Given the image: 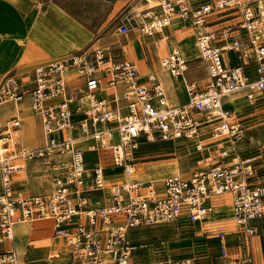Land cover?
Segmentation results:
<instances>
[{
	"label": "built area",
	"instance_id": "2783aa9c",
	"mask_svg": "<svg viewBox=\"0 0 264 264\" xmlns=\"http://www.w3.org/2000/svg\"><path fill=\"white\" fill-rule=\"evenodd\" d=\"M215 9L222 13L211 19ZM174 17L189 19L206 67L205 87L185 84V103L168 101L156 71L141 73L133 60L108 47L70 51L1 78L0 107L26 105L40 118L45 143L30 149L18 145L14 134L21 107L0 119V242L13 239L17 222L50 220L54 235L67 244L70 264H194L175 257L134 262L137 244L129 231L180 218L203 220L213 211L210 199L223 193L231 201L236 232L246 239L264 234L258 156L239 148L244 126L223 105L226 96L239 91L251 103H264V0H212L195 8L188 0H158L141 11L136 28L153 35ZM209 24L213 29H207ZM131 29L124 21L117 32L126 36ZM159 63L174 78L189 67V59L175 48ZM70 77L81 80L84 95H76ZM114 131L117 143L112 142ZM144 141L179 142L193 154L192 170L165 175L161 191L152 181L130 180L139 158L133 152ZM85 148L109 149L113 164L123 169L124 178L111 183L108 201L100 206H88L89 189L83 187L90 180L103 188L98 183L102 167L85 174ZM19 157L43 160L49 191L30 193L15 186L19 167L13 161ZM225 235L222 230L216 234L222 264H255L250 244L246 252H230ZM0 264H20L16 251L0 252Z\"/></svg>",
	"mask_w": 264,
	"mask_h": 264
},
{
	"label": "crops",
	"instance_id": "0c3cea01",
	"mask_svg": "<svg viewBox=\"0 0 264 264\" xmlns=\"http://www.w3.org/2000/svg\"><path fill=\"white\" fill-rule=\"evenodd\" d=\"M51 1L0 0V75L18 67L22 61L23 63H27L26 65L29 64L28 62L33 61L32 66H34L38 62L58 57L73 49H79L75 47L82 45L83 42L88 40L89 35L85 32V26L90 23L84 20L82 13L66 6H54ZM100 1H103L105 15L109 13L114 14L116 11L130 10L133 6L141 2L143 4L146 3L143 0ZM133 34L135 33L133 32ZM192 35H195V31L189 22L187 23L178 17H174L170 21V24L163 27L161 31L146 37L143 35H133V38H131L128 44L120 45L119 49L115 51L121 56L133 60L141 73L156 71L168 101L181 104L187 101L185 89V83L187 82L186 76L183 74V76L178 78L172 77L165 71V68L162 69L159 66L158 55L163 53L164 56L173 49L171 46L173 42L174 47L180 46L190 61L189 57L194 54H196L195 56L198 55V50L192 43ZM188 45L191 46L190 51L193 53H189ZM202 62L204 63V61ZM68 82L72 89H74L76 95H84L81 80L70 77ZM166 87L171 91L173 97L178 98V101L171 99ZM242 95L243 91H239L226 96L223 99L224 108L233 107L235 103L237 104V99L241 98ZM230 98L234 99L232 104L225 101ZM82 100L85 101V97H82ZM9 104L11 105V113H8L6 104L0 107L1 120L12 114L18 107H21V109L28 108L23 104ZM21 111H19V114ZM38 120L41 124L39 117ZM25 121V136L32 138L35 136L38 128L37 122L31 117H27ZM14 135L16 136L17 133ZM78 143L84 146L83 141H78ZM85 150H87L85 152L92 153L96 156L93 163L88 164L84 155L85 174L90 175L91 169L95 165L101 166L102 170L110 169L117 171L114 169L116 167L115 165L111 168L103 166L101 162L103 157L101 150H88V148H85ZM161 160H152V162ZM167 160L165 159L163 161H166V164H168ZM171 160H173L172 162H174L173 164L176 168L179 169L181 160L177 158H171ZM147 162H140L139 164L145 165L144 163ZM13 163L19 167L20 171L25 167L24 164H16L14 161ZM173 164H171L172 166L170 165L172 169ZM143 165H141L142 172H139L141 175L151 172H145ZM138 166H135V171L138 169ZM168 166L166 168L164 167V172L170 170ZM176 168L174 169L175 171L177 170ZM160 176L162 175L159 174V177L155 179L151 178L143 181H152V183L156 181V187L158 191H161V180L163 177L160 178ZM104 177L105 179L109 177V173L108 175L104 173ZM86 183L88 184L89 182L87 181ZM15 186L24 189V187L16 183ZM225 194L228 196L227 193H223L213 196L210 199L209 203L214 207V210L205 219L190 222L185 218H180L176 221L182 228V232L178 233L177 239L172 243L171 248L173 252L169 251L168 253L170 257L187 258L194 264H222L219 257V239L216 236L217 232L222 230L226 233L225 240L230 252H246V245L248 243L251 246V251L255 258V264H264V234L254 235L246 239L242 233L236 232V228H234L236 224L233 220V214L230 211V203L225 197ZM86 195L87 199H89V193ZM91 197L99 199L98 197L101 198L102 196L93 194ZM217 209H223L224 211ZM31 221L35 220L17 222L13 226V239L0 242V252L13 248L18 255L20 264H70V255L69 251H67L68 247L65 250L66 242H63L64 239L55 235L49 238L46 235L50 230L52 231V229H45V227L51 228L47 224V221L50 220H45L38 227L32 225ZM262 222H264V219L259 221V227L264 231V223ZM36 228L39 229L36 230ZM141 229H144V227L139 226L129 231V238L138 244V247L139 243L137 242L139 238L137 235ZM143 253L145 252H134L132 254L133 261L146 262L161 260V258H144L145 254ZM55 254L59 256H55Z\"/></svg>",
	"mask_w": 264,
	"mask_h": 264
},
{
	"label": "rangeland",
	"instance_id": "374dc122",
	"mask_svg": "<svg viewBox=\"0 0 264 264\" xmlns=\"http://www.w3.org/2000/svg\"><path fill=\"white\" fill-rule=\"evenodd\" d=\"M143 2L138 3L137 5L133 6L130 10H124V11H116L114 14H104V4L103 1L100 0H52V4L54 6H66L74 10H78L79 13H82L84 20L86 22H89L87 26H85V32L88 34V40L83 42L82 45H79L75 48H79L80 50L86 49V48H94V47H111L112 49L118 50L120 45H126L130 42L131 38H133V35H143V36H149L148 34H142L139 32L136 28V22L140 20V14L141 11L151 5H154L157 3L158 0H143ZM189 6L191 8H195L196 6H199L202 3L209 2L212 0H188ZM222 12L219 9H215L213 12V15L210 16V18H215L216 16H219ZM184 22H189V19H181ZM128 21L131 24V31L128 33V35H121L117 32V27L120 23ZM172 21V20H171ZM234 21V20H233ZM190 24V22H189ZM212 24V23H211ZM209 24V27L207 29H213V27ZM135 33L132 35V33ZM193 37V46H197L194 43V35ZM173 48H178L182 52H184L180 46L173 45V42L171 44ZM188 50L190 51L191 46L188 45ZM78 50L73 49L71 51ZM165 53V52H164ZM189 53H193L190 51ZM196 54L192 55L190 58V65L187 69V71L184 73L187 79V82L194 81L196 82L197 89L203 88L206 85V73H205V66L204 63L201 61L200 52L198 50V55ZM161 57H163V53L158 55V62H160ZM27 63L21 62V64L18 67H15L14 69L4 73L3 75H0L1 78L7 74V73H20L27 71L28 69L32 68L33 61ZM159 66L164 69V67L159 63ZM248 69H252V67H249ZM166 71V70H165ZM253 75V73L251 74ZM167 92L169 93L170 97L174 101H178L177 97H173L171 94V91L166 87ZM237 104L233 107H227V110L235 116V118H238L240 122L243 124L245 129V136L243 137L242 141L239 143V148L244 152H250L255 153L258 156V168H257V176L256 178L260 181H264V103H251L250 99H248L244 92L241 98L237 99ZM11 105L9 103L6 104L8 113H11L10 107ZM226 107V106H225ZM21 122L20 127L18 128V131L16 132V141L19 146H22L26 149L35 148L38 146H41L45 143V136L43 133L42 126L38 120V117L33 114L29 108H23L21 113ZM27 117L34 118L37 122V131L34 137L29 138L25 136V125L26 121L25 119ZM112 142L117 143L118 142V135L117 132L114 131L112 133ZM101 153L103 155L102 157V164L103 166L107 168L114 167V164L112 162V155L111 151L109 149H101ZM134 156H138L139 158L135 159V166L138 169L137 172H142L140 162H147L152 160H165L168 159L165 168L168 166L170 170H159V171H151L144 174H140L138 176H131V178L138 179V180H145V179H151V178H157L159 177V174H161V177H164L168 173H180L183 175H188L193 167V154L189 153L183 149V146L179 142H163V141H154V142H142L139 145V148L136 150V152H133ZM85 158L88 162V164H92L93 161L96 159V156L92 153L85 152ZM171 158H177L180 161L179 165L180 168L177 169L176 166L172 162ZM16 164H24L25 167H23V170L20 171L19 169L16 170L13 174V180L17 185H21L30 193H43L50 190V181L49 176L46 170V166L42 159L40 158H32L27 159L24 157H19L14 160ZM148 163V162H147ZM170 163L173 164V169L170 168ZM145 164V163H144ZM177 169L176 171L174 169ZM118 172L122 175L120 177V180L124 178L123 175V169L120 167H115ZM164 172V173H163ZM87 175V174H86ZM115 177H107L105 179V186L102 189L95 188L91 181L89 180L88 185H84V188L88 187V191H86V194L89 193V199H87L88 206L94 207V206H100L108 201L109 196V190L111 183L114 182L113 180ZM152 179V180H154ZM111 180V181H110ZM118 180V181H120ZM110 181V183L108 182ZM109 183V184H108ZM154 186L157 185V182L155 181ZM49 188V189H48ZM93 194H98L99 196H102L99 199H95ZM225 197L229 200L230 203V211L232 212V205L229 197L225 194ZM226 200V199H225ZM214 210V207H213ZM220 211H224L223 209H217ZM185 211V208H182V212ZM216 211V210H215ZM45 221H31L32 225L35 227H38ZM51 228L45 227V229H52L49 233H47V237L52 238L54 237L53 233V224L51 221H47ZM264 223V222H262ZM46 224V225H47ZM144 229L139 230V233L137 235L139 247L137 244V248L135 252H145L144 258H161L162 259H170L169 251L173 252L172 250V243L174 240L177 239L178 233L182 232V228L179 226V224L176 221H170V222H163L159 224L154 225H144ZM236 228V227H234ZM39 228H36L38 230ZM63 242H65L63 240ZM65 250H67V245L65 243ZM68 251V250H67ZM62 253V251H60ZM156 261V260H154Z\"/></svg>",
	"mask_w": 264,
	"mask_h": 264
},
{
	"label": "bare ground",
	"instance_id": "6f19581e",
	"mask_svg": "<svg viewBox=\"0 0 264 264\" xmlns=\"http://www.w3.org/2000/svg\"><path fill=\"white\" fill-rule=\"evenodd\" d=\"M171 21V20H170ZM164 38V37H163ZM175 49H178V48H175ZM181 76H183V75H181ZM181 76H178V77H181ZM177 77V78H178ZM161 83V82H160ZM186 85H187V82L185 83ZM161 85H162V83H161ZM163 87V86H162ZM186 87V86H185ZM164 89V88H163ZM164 92H165V90H164ZM83 93H84V87H83ZM234 93V92H233ZM187 94V93H186ZM231 94V93H230ZM225 101H227L228 103H230V104H232L233 103V101H234V99H226ZM83 159H84V157H83ZM172 163H170V165H171ZM165 165H166V161H163V160H161V161H156V162H148V163H145V165H143V169H144V171L146 172V171H159V170H162V169H164V167H165ZM15 166V165H14ZM172 166V165H171ZM15 167H18L17 165L15 166ZM82 167H83V169H84V171H85V163H84V161H83V165H82ZM98 167H101V166H98ZM121 168V167H120ZM105 169V168H104ZM104 173L105 174H107L108 175V173H109V177L111 176V177H115L114 179L115 180H113V181H118V180H120V177H122L121 176V174H120V172H118V171H115V170H110V169H105V170H102V179H100V182H98V183H100L101 184V186L100 187H104L106 184H105V180H104ZM140 173L139 172H137V171H135V167H133V168H131V171H130V173H129V179L130 180H136V181H143V180H138V179H134V178H131V176H137V175H139ZM131 175V176H130ZM111 181V180H110ZM110 181H108L109 183H110ZM99 187V188H100ZM214 196H216V195H214Z\"/></svg>",
	"mask_w": 264,
	"mask_h": 264
}]
</instances>
